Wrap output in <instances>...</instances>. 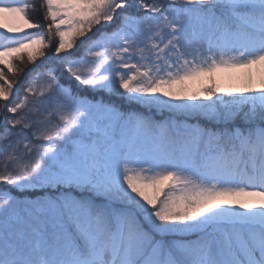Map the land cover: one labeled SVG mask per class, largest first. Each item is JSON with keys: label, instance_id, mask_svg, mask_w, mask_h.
Listing matches in <instances>:
<instances>
[{"label": "snow or ice", "instance_id": "obj_1", "mask_svg": "<svg viewBox=\"0 0 264 264\" xmlns=\"http://www.w3.org/2000/svg\"><path fill=\"white\" fill-rule=\"evenodd\" d=\"M0 264H264V0H0Z\"/></svg>", "mask_w": 264, "mask_h": 264}, {"label": "trees", "instance_id": "obj_2", "mask_svg": "<svg viewBox=\"0 0 264 264\" xmlns=\"http://www.w3.org/2000/svg\"><path fill=\"white\" fill-rule=\"evenodd\" d=\"M33 2H37V0H34ZM31 17L35 20V19H37L38 17H37V13H35V12H32L31 13ZM29 67H31V66H29ZM25 71H27V68L25 69ZM23 78V77H22Z\"/></svg>", "mask_w": 264, "mask_h": 264}, {"label": "rangeland", "instance_id": "obj_3", "mask_svg": "<svg viewBox=\"0 0 264 264\" xmlns=\"http://www.w3.org/2000/svg\"><path fill=\"white\" fill-rule=\"evenodd\" d=\"M29 67V66H28Z\"/></svg>", "mask_w": 264, "mask_h": 264}]
</instances>
